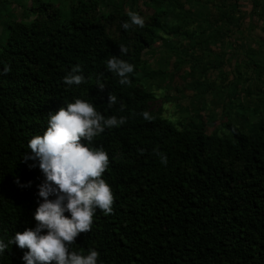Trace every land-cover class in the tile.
Segmentation results:
<instances>
[{
	"label": "trees",
	"instance_id": "16d2710c",
	"mask_svg": "<svg viewBox=\"0 0 264 264\" xmlns=\"http://www.w3.org/2000/svg\"><path fill=\"white\" fill-rule=\"evenodd\" d=\"M233 1L142 0L144 24L112 0H76L64 19L31 2L4 23L0 264H264V117L178 131L138 75L160 31L194 24L205 42L238 27Z\"/></svg>",
	"mask_w": 264,
	"mask_h": 264
},
{
	"label": "rangeland",
	"instance_id": "374dc122",
	"mask_svg": "<svg viewBox=\"0 0 264 264\" xmlns=\"http://www.w3.org/2000/svg\"><path fill=\"white\" fill-rule=\"evenodd\" d=\"M75 1L4 0L0 4V46L5 38L4 23L23 20L31 2L34 6L39 2L51 4L64 19ZM112 1L118 11L134 15L133 24H144L153 12L142 0ZM233 2L225 0V5ZM237 2V9L230 11L234 19L240 17L239 26L231 23L221 27L222 38L203 42L205 37L195 33L197 29L191 24L185 27L190 37L160 31L163 40H156L143 51L142 71L138 75L139 82L154 97L151 110H159L158 115L178 131L189 128L190 123H202L204 133L219 137L230 132L228 126L246 133L251 124L264 117L263 110L248 117L253 107H261L264 102V0ZM100 4L97 12L104 15L106 7L103 1ZM187 8L183 6V10ZM172 10L178 13V8L172 6ZM173 12H168L161 22L174 25ZM200 12L208 21L217 18L210 5Z\"/></svg>",
	"mask_w": 264,
	"mask_h": 264
}]
</instances>
